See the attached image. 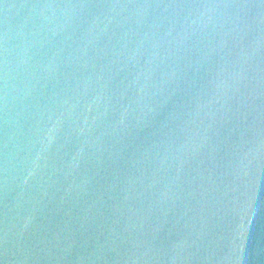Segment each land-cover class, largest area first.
Instances as JSON below:
<instances>
[{
	"label": "water",
	"instance_id": "obj_1",
	"mask_svg": "<svg viewBox=\"0 0 264 264\" xmlns=\"http://www.w3.org/2000/svg\"><path fill=\"white\" fill-rule=\"evenodd\" d=\"M0 264H264V0H0Z\"/></svg>",
	"mask_w": 264,
	"mask_h": 264
}]
</instances>
